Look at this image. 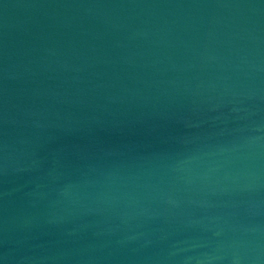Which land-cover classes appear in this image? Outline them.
<instances>
[{
	"label": "water",
	"instance_id": "obj_1",
	"mask_svg": "<svg viewBox=\"0 0 264 264\" xmlns=\"http://www.w3.org/2000/svg\"><path fill=\"white\" fill-rule=\"evenodd\" d=\"M0 264H264V0H0Z\"/></svg>",
	"mask_w": 264,
	"mask_h": 264
}]
</instances>
